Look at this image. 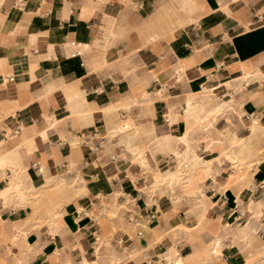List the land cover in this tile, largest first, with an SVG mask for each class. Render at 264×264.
Wrapping results in <instances>:
<instances>
[{
	"label": "crops",
	"instance_id": "0c3cea01",
	"mask_svg": "<svg viewBox=\"0 0 264 264\" xmlns=\"http://www.w3.org/2000/svg\"><path fill=\"white\" fill-rule=\"evenodd\" d=\"M261 155L264 0H0V264H264Z\"/></svg>",
	"mask_w": 264,
	"mask_h": 264
},
{
	"label": "rangeland",
	"instance_id": "374dc122",
	"mask_svg": "<svg viewBox=\"0 0 264 264\" xmlns=\"http://www.w3.org/2000/svg\"><path fill=\"white\" fill-rule=\"evenodd\" d=\"M134 123L131 119H123L119 125V130H123L124 127L126 128H131L133 127ZM132 151V150H131ZM134 154H136L137 156H141L140 153H137L135 151H132ZM173 154L176 155L177 157V161H179L180 163L182 162L181 160H183V158L185 157V152L184 153H176V150H173L172 151ZM237 155V157L235 159H237L238 162H240L241 166H244L245 164V161H244V158L243 156H241V154L243 155V151L241 152L240 156H239V153H235ZM225 157L229 158V159H233V156H230L229 153H224L223 154ZM241 157V158H240ZM262 157H264V155H261V156H257L255 158V161H258L260 160ZM252 162H254V159L252 160ZM251 162V163H252ZM251 167V164L248 163V165L246 166V169H249ZM212 173V161H202L200 162L199 164H197V166L193 167V168H189L187 170V176L185 179H189L191 176H194L196 175L197 177L199 178H206L208 177L209 175H211ZM156 175V174H155ZM170 181L169 182H172L174 179H179L180 176H177L175 174H173L171 177H170ZM172 180V181H171ZM183 179L177 181V182H181ZM200 196H202L200 199H199V202L201 204V206H203L204 208H207L208 206V203L206 201V198H205V194L202 193V194H198ZM36 197V196H35ZM192 202V201H191ZM84 264H89V262L85 261ZM93 264H107V263H100V261H97ZM110 264H115L114 262L113 263H110Z\"/></svg>",
	"mask_w": 264,
	"mask_h": 264
},
{
	"label": "bare ground",
	"instance_id": "6f19581e",
	"mask_svg": "<svg viewBox=\"0 0 264 264\" xmlns=\"http://www.w3.org/2000/svg\"><path fill=\"white\" fill-rule=\"evenodd\" d=\"M193 157L196 158V159H200V158H201V157H199L196 153L193 154ZM194 158H193V159H194ZM174 174L178 176L177 173H174ZM171 181H172V180H171ZM15 185H16V184H15ZM14 187H15V186H13V189L16 188V187H15V188H14ZM15 190H16V189H15ZM18 190H19V189H18ZM19 191H20V190H19Z\"/></svg>",
	"mask_w": 264,
	"mask_h": 264
}]
</instances>
